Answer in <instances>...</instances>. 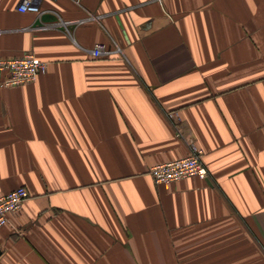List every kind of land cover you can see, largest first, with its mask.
<instances>
[{
    "label": "crops",
    "instance_id": "crops-1",
    "mask_svg": "<svg viewBox=\"0 0 264 264\" xmlns=\"http://www.w3.org/2000/svg\"><path fill=\"white\" fill-rule=\"evenodd\" d=\"M20 1L0 60L48 70L0 83V264H264V0ZM190 144L208 177L154 183Z\"/></svg>",
    "mask_w": 264,
    "mask_h": 264
},
{
    "label": "built area",
    "instance_id": "built-area-1",
    "mask_svg": "<svg viewBox=\"0 0 264 264\" xmlns=\"http://www.w3.org/2000/svg\"><path fill=\"white\" fill-rule=\"evenodd\" d=\"M18 10L41 14L40 0H21ZM93 57H102L108 54L102 43H97L91 51ZM48 63L28 53L14 58L0 60V75L2 87H16L36 81L38 76L46 73ZM189 154L182 159L171 160L156 164L149 172L154 183L169 184L187 177H208V170L203 161V150L196 144H190ZM26 187H18L9 193L0 196V229L9 221L10 213L18 212L29 198Z\"/></svg>",
    "mask_w": 264,
    "mask_h": 264
}]
</instances>
